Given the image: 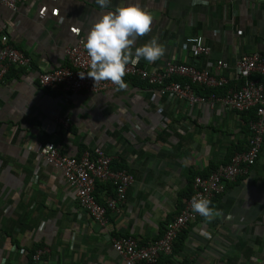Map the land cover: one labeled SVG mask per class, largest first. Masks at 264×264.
<instances>
[{"label": "crops", "instance_id": "obj_1", "mask_svg": "<svg viewBox=\"0 0 264 264\" xmlns=\"http://www.w3.org/2000/svg\"><path fill=\"white\" fill-rule=\"evenodd\" d=\"M124 2L153 16L151 31L134 47L156 38L164 48L156 62L141 59L132 65L161 69L173 62L212 70L217 61L233 66L242 56L264 55V0ZM120 3L112 0L101 9L95 0H29L16 12L0 6V36L31 59L30 68L13 67L0 81V257L5 264H31L38 248L47 249L40 264H124L112 239L154 242L187 201L191 177L209 175L247 147L249 119L221 105L187 107L133 79L125 80L123 90L98 94L50 91L39 84L38 75L64 67V49L84 41L99 16ZM190 38H199L210 54L193 59L184 47ZM218 74L233 78L228 71ZM46 143L74 158L99 146L115 168L133 176L125 203L108 214L106 228L91 220L60 171L39 156ZM261 146L248 173L211 199L219 215L189 224L171 260L264 264V139ZM96 183L95 197L104 203L113 186Z\"/></svg>", "mask_w": 264, "mask_h": 264}, {"label": "built area", "instance_id": "obj_2", "mask_svg": "<svg viewBox=\"0 0 264 264\" xmlns=\"http://www.w3.org/2000/svg\"><path fill=\"white\" fill-rule=\"evenodd\" d=\"M27 1L29 0H0V6L16 12L18 5ZM184 47L193 59L207 57L211 50L199 38L188 39ZM64 55L67 65L38 75L39 84L43 88L69 94H98L117 88L110 81L94 82L87 76L81 78L89 71V58L83 47V40L66 47ZM12 67L30 68L31 59L11 46L8 37L2 35L0 81ZM221 71H228L233 78L221 76L218 74ZM125 78H137L155 87L159 95L165 96L167 100L184 103L187 107L207 105L213 108L221 105L237 113L252 111L254 115L246 123L250 135L246 149L233 154L227 163L219 165L207 177H194L192 195L178 214L166 223L164 234L159 240L141 246L132 237L112 239V248L124 264H180L176 260H161V257L172 258L173 244L178 235L189 224L203 218L192 211V198L202 197L211 201L214 196L223 193L227 184L245 176L258 160L264 139V84L260 81V78H264V55L254 52L242 56L233 66L224 61H217L212 70L197 69L187 63L167 62L161 69H145L129 64L123 77L124 81ZM173 78L184 81L181 83ZM231 81L239 86L230 87L222 96L198 95L194 90V86L200 89L224 88ZM38 154L46 163L60 171L68 186L74 190L78 206L95 224L106 228L108 214L118 212L120 205L125 203L127 191L134 181L133 176L124 170H113V158L99 146L87 148L79 158H74L62 154L53 143H46L39 149ZM96 182L110 183L114 187V194L103 204L97 202L94 194ZM46 254V248H38L32 255V263H42ZM0 264H5L1 257Z\"/></svg>", "mask_w": 264, "mask_h": 264}, {"label": "clouds", "instance_id": "obj_3", "mask_svg": "<svg viewBox=\"0 0 264 264\" xmlns=\"http://www.w3.org/2000/svg\"><path fill=\"white\" fill-rule=\"evenodd\" d=\"M101 8H108L112 0H95ZM153 16L139 4H126L121 0L119 6L99 16L85 36L83 47L89 58V71L85 76L94 82L110 81L119 90L127 87L123 77L127 66L144 59L154 63L164 54L163 45L152 38L142 46L134 47L138 38L151 31ZM194 213L210 222L219 215L207 198L193 197L190 201Z\"/></svg>", "mask_w": 264, "mask_h": 264}, {"label": "trees", "instance_id": "obj_4", "mask_svg": "<svg viewBox=\"0 0 264 264\" xmlns=\"http://www.w3.org/2000/svg\"><path fill=\"white\" fill-rule=\"evenodd\" d=\"M66 65H67V62H66ZM13 68V67H12ZM11 69V68H10ZM19 69H24V68H19ZM127 79H133L134 81H136V82H139V83H143V84H146L145 82H143V81H140L139 79H137V78H125V80H127ZM173 80H175V81H179V82H183L184 80H181V79H179V78H173ZM260 81H262V83L264 84V78H260ZM231 83V85L233 86H239L237 83H235L234 81H231L230 82ZM147 85V84H146ZM230 85V86H231ZM149 86V85H148ZM150 87H152V86H150ZM229 89V86H227V87H224V88H217V89H200V88H198L197 86H194V90H195V92L198 94V95H203V96H207V95H210V94H217L218 96H222V95H224V93L227 91ZM162 97H165V96H162ZM166 98V97H165ZM244 115H246V119H252L253 117H254V115H253V112L252 111H249V112H246ZM112 165V164H111ZM113 166V170H122V169H117V168H115L114 167V164L112 165ZM129 172V171H128ZM130 174V173H129ZM208 175H204V176H202V177H207ZM194 177H195V175H193L192 177H191V183H190V188H189V192H188V194L187 195H185L184 196V198L186 199V200H188V198L192 195V193H193V190H192V182H193V179H194ZM97 184V183H96ZM113 190H114V187H113ZM114 192V191H113ZM94 194H95V192H94ZM95 196H96V194H95ZM96 200H97V202H99L98 201V199H97V197H96ZM100 203V202H99ZM100 204H103V203H100ZM182 207V205H180V207H179V209H178V212L180 211V208ZM177 215V214H176ZM175 216V215H174ZM164 230H165V227H164ZM184 232V230L178 235V237L176 238V240H175V242H174V244H173V253H175V250L177 249V247H178V242H177V240H178V238L180 237V235L182 234ZM164 234V231H163V233L160 235V236H158L157 237V239L155 240V241H157V240H159L161 237H162V235ZM125 237H130V236H125ZM154 241V242H155ZM139 243V242H138ZM153 243V242H152ZM140 244V243H139ZM141 245V244H140ZM141 246H145V245H141ZM161 260H171V258L170 257H161ZM31 264H33L32 263V261L30 262Z\"/></svg>", "mask_w": 264, "mask_h": 264}]
</instances>
